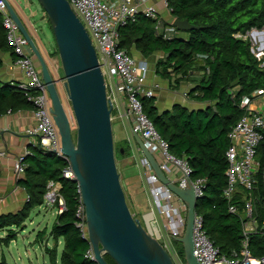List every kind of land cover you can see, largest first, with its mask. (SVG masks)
I'll return each mask as SVG.
<instances>
[{
	"label": "trees",
	"instance_id": "obj_1",
	"mask_svg": "<svg viewBox=\"0 0 264 264\" xmlns=\"http://www.w3.org/2000/svg\"><path fill=\"white\" fill-rule=\"evenodd\" d=\"M166 1L173 18L188 19L196 27L182 30L175 26L172 36L164 38L156 33V20L138 15L136 21L119 27L118 48L129 55L135 49L145 58L161 52L155 71L167 79L173 89L183 80L194 81L189 97L205 102V107L189 109L176 103L170 109L160 111L155 104L156 97L151 96L141 98L143 110L168 142L169 151L188 162L192 169L190 178H205L195 212L201 216L203 228L219 253L234 259L240 253L244 239L242 211L247 192L239 186L232 199L223 195L227 184V133L245 111L240 107L242 97L252 98L255 90L264 88V55L258 58L250 39L238 34L244 35L252 28L264 30V0ZM181 31L184 35L178 34ZM0 52H10L13 59L16 58L7 42L1 14ZM52 55H58L57 49L50 53ZM2 64L0 56V68ZM193 73L197 74L195 79L190 78ZM32 108L24 90L0 78V115ZM115 149L120 157L131 155V146L126 139ZM255 159L257 168L251 195L256 228L249 232L247 239L251 254L261 257L264 256V133ZM21 162L23 173L17 183L28 198L20 209L0 213V231L7 230L0 238V244L8 246L15 239L16 230L25 227L30 212L44 202L47 182L53 180L59 182V193L65 204V209L56 213L49 231L56 242L62 239L60 264H95L85 256L89 243L76 225L80 198L77 181L63 176L68 162L33 144L28 146V153L23 155ZM231 203L237 207L234 213L229 211ZM45 233V228L40 230L36 240L41 241ZM172 240L177 243L180 262L186 264L183 244L175 238ZM44 249L51 264H57L56 245ZM105 258L109 264H116L109 255ZM0 264H6L3 254Z\"/></svg>",
	"mask_w": 264,
	"mask_h": 264
},
{
	"label": "built area",
	"instance_id": "obj_2",
	"mask_svg": "<svg viewBox=\"0 0 264 264\" xmlns=\"http://www.w3.org/2000/svg\"><path fill=\"white\" fill-rule=\"evenodd\" d=\"M146 1L68 0L72 10L84 24L95 47L99 67L104 76L107 99L112 106L111 119L113 118L112 112L119 108L117 96L120 95L125 101V109L120 116L126 118L132 133L138 134L148 151L159 157L158 165L164 173H171L174 169L178 170L177 185L182 188L191 186L195 196L199 198L203 194L205 178H190L192 169L188 162L169 151L168 142L160 135L143 110L141 98L154 96L153 89L145 86L147 62L136 60L125 50L118 48L119 27L136 21L138 15L156 20V33L161 34L164 38L170 37L168 32L175 30L172 22L168 26L160 28L161 20L158 10L153 5L146 4ZM164 2L167 5V1L164 0ZM0 14L3 27L6 30L7 42L16 55L15 64L21 69L24 76V80L15 84L25 91L28 100L33 104L32 111L36 124L26 132L37 134L40 138L38 145L53 151L54 154L68 162L63 176L72 179L74 174L70 168L68 157L61 150L60 134L50 111V97L41 71L28 47L27 40L12 19L4 0H0ZM253 31H257L256 28H252L244 35L238 34V36L250 39L252 50L254 41L251 38V33ZM263 31L261 30L264 38ZM255 55L258 58L262 57L256 53ZM252 96V98L243 96L241 99L240 107H244L245 111L227 133L229 146L225 152L228 167L225 171L227 184L223 190L224 197L228 200L232 199L239 186L244 187L247 192L242 211L244 215L242 249L234 259L221 255L207 236L201 216L195 212L193 251L200 264H264V256L256 257L251 254L247 239L249 232L256 228V220L252 215L251 191L255 184L254 172L257 168L256 150L264 133V88L255 90ZM0 153L4 154V152ZM26 153L28 150L17 157L14 162V170L17 175L23 173L21 161ZM139 161L142 166L146 167L145 181L148 186L150 205L165 219L163 227L168 231V237L172 239L182 236L185 230L186 202L158 179L149 160L143 154ZM59 187V182L49 180L44 194L43 203L55 207V213H60L65 209ZM229 211L232 213L237 211L234 203L229 205ZM153 212L154 209L152 214ZM76 217L79 219L76 225L89 243L85 256L95 262L93 248L88 239L85 210L81 197ZM153 217L154 215L152 224L157 225ZM158 237L160 240V233H158ZM162 244L169 252L167 242H162ZM175 259L177 264H182L178 258L175 257Z\"/></svg>",
	"mask_w": 264,
	"mask_h": 264
},
{
	"label": "water",
	"instance_id": "obj_3",
	"mask_svg": "<svg viewBox=\"0 0 264 264\" xmlns=\"http://www.w3.org/2000/svg\"><path fill=\"white\" fill-rule=\"evenodd\" d=\"M4 1L27 40L46 85L51 102L50 111L60 134L61 150L68 157L74 174L72 179L77 181L79 187L95 264H109L106 254L116 264H175L159 241L156 225L152 224L155 234L149 233L127 205L115 163L112 106L107 99L95 47L84 24L68 0H39L52 26L63 71L62 85L76 124L74 136L57 79L53 77L46 59L15 9L8 0ZM172 24L182 30L196 27L188 19L173 18ZM133 135L158 179L186 202L184 234L175 239L183 244L186 264H200L193 251V223L198 199L193 188H182L171 182L140 136L136 133Z\"/></svg>",
	"mask_w": 264,
	"mask_h": 264
},
{
	"label": "crops",
	"instance_id": "obj_4",
	"mask_svg": "<svg viewBox=\"0 0 264 264\" xmlns=\"http://www.w3.org/2000/svg\"><path fill=\"white\" fill-rule=\"evenodd\" d=\"M146 4L153 5L158 10L161 20L160 28H164L172 22L173 17L170 14L169 8L165 5L164 0H147ZM20 18L33 36L34 26L30 19L25 14ZM174 31H170L168 34L172 36ZM178 34L184 35V32L181 31L178 32ZM36 38L37 37L34 36V39ZM40 41L41 40H39V42ZM0 56L3 60L2 67L0 68L1 80L9 83H17L24 80L23 73L15 64L13 55L10 52H0ZM131 56L136 60H145L148 66L147 59L151 58L153 60L152 66L147 70L145 86L153 89L154 96L156 97L155 104L160 111L170 109L176 103L184 105L189 109L203 108L206 106L205 102H199L189 97V92L195 85L194 81L183 80L179 83L178 88L173 89L169 86L167 79L161 78L156 73L155 66L157 59L162 56L161 52L153 53V55L145 58L139 51L132 49ZM45 58L47 59V56ZM51 73L52 75L54 74L52 71ZM196 75V73H193L190 78L195 79L197 77ZM166 100H168V103L164 105ZM117 101L119 108L114 111L113 116L117 124L119 140L123 141L126 139L131 146V155L128 156L131 157V159L128 162L129 164L123 167L126 192L129 193L128 199L131 205H133V209H135L137 214H140L142 213L140 204L146 207L150 204L148 186L145 181L146 167L140 164L139 160L142 156V152H140L138 148L139 146L126 118L120 116L125 109L124 98L118 95ZM35 124L36 122L32 109H21L16 112H8L0 115V152H4V154L0 153V213L13 212L20 209L28 198L25 190L17 183V178L21 175L16 174L14 162L17 157L28 150L30 144L38 145L39 136L26 132L27 129L33 128ZM153 157L158 163L159 157L155 155H153ZM178 175L179 172L176 169L172 170L171 173H165V176L175 184H177L176 180ZM152 216L153 214L149 208H147L142 215L143 218H146V220L150 222V225H152ZM5 233L7 234L6 229L0 231V238L4 237L6 235ZM59 240L62 245V239L60 238ZM0 254H3V252Z\"/></svg>",
	"mask_w": 264,
	"mask_h": 264
},
{
	"label": "rangeland",
	"instance_id": "obj_5",
	"mask_svg": "<svg viewBox=\"0 0 264 264\" xmlns=\"http://www.w3.org/2000/svg\"><path fill=\"white\" fill-rule=\"evenodd\" d=\"M8 1L10 2V4L12 5V7L15 9V11L20 17L24 16L25 14L30 19V21L34 26L33 37L34 36L37 37L35 39V44L37 45L43 57L45 58L47 56V59L46 58L45 59L48 63L49 69L54 73L53 77H55V79L58 78L57 87L60 93L61 100L64 104V107L67 110V113L71 119L73 134L75 136L76 124L72 114L69 100L66 97V92L62 85L64 81V77L58 59L59 57L58 55L50 56V53L57 49L53 36L52 26L50 25L51 24L50 20L45 10L42 8V5L40 4L39 0H8ZM256 30L257 31H253L251 33V38L254 41L253 50L259 56H263L264 55L263 33L259 29ZM39 40L41 41L39 42ZM147 61L149 64L148 66V70H149V68L153 64V60L151 58H148ZM166 101L164 102V105H167L168 100ZM113 113L114 111L112 112V114ZM112 132L114 139L115 163L119 173L120 183L125 194L127 205L133 216H136L137 218L141 219L140 222L142 221V226L151 234H155V230L153 226L149 224L150 222H148L146 218H143L142 215L143 212L147 210V208H149L151 212L154 209L153 220H156L157 232L160 233L161 236L159 241L163 243L167 242L171 257L173 258L174 262L177 264L178 262H176L175 259V257L178 258L177 257L178 254L176 251L177 243L176 241L168 237V231L165 230L163 227V221H165V219L161 217L159 213L155 211V208L152 207L150 204L148 207L144 206L143 204H140V209L142 213L137 214L135 212V209H133V205H131V202L128 199L129 193L126 192L127 189H126L125 177L123 176V171H124L123 167L126 164H129L128 162L131 159V157H120L115 152L116 151L115 148L120 145V140H119L117 124L114 116L112 120ZM55 215H56L55 207L53 206H47L45 203H43L42 205L35 207L30 212V215L25 222V227L23 229L16 230L15 239H13L8 246H4L0 244L1 252H3V255L6 259V264H51L49 256L47 253H45L44 248L46 246L52 248L55 245H56V253H57L56 263L60 264L59 257L62 250L61 241L58 240L56 242L49 235V231ZM43 228L46 229V233L44 234L42 241L36 240V237H38V232Z\"/></svg>",
	"mask_w": 264,
	"mask_h": 264
}]
</instances>
